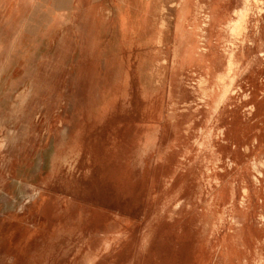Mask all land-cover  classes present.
Returning <instances> with one entry per match:
<instances>
[{"label":"rangeland","instance_id":"374dc122","mask_svg":"<svg viewBox=\"0 0 264 264\" xmlns=\"http://www.w3.org/2000/svg\"><path fill=\"white\" fill-rule=\"evenodd\" d=\"M0 264H264V0H0Z\"/></svg>","mask_w":264,"mask_h":264},{"label":"crops","instance_id":"0c3cea01","mask_svg":"<svg viewBox=\"0 0 264 264\" xmlns=\"http://www.w3.org/2000/svg\"><path fill=\"white\" fill-rule=\"evenodd\" d=\"M239 19H240L241 21H239ZM239 19H238V21H234V22H233V24H232V30H234V29H235V30H238V29L240 28V26H241L240 23L242 22V18L240 17ZM237 22H239V23H237ZM234 23L237 24V25L235 26ZM234 26L237 27V28H235Z\"/></svg>","mask_w":264,"mask_h":264},{"label":"bare ground","instance_id":"6f19581e","mask_svg":"<svg viewBox=\"0 0 264 264\" xmlns=\"http://www.w3.org/2000/svg\"><path fill=\"white\" fill-rule=\"evenodd\" d=\"M245 13V12H244ZM240 18V17H239ZM236 21H238V19L236 20ZM239 21H241L240 19H239ZM237 23H239V22H237ZM235 24V23H234ZM241 24V23H240ZM237 24H235V26H236ZM234 26V27H235ZM235 28H237V27H235ZM241 30V29H240ZM234 31H236L235 29H234ZM225 43V42H224ZM227 68V67H226ZM223 75V74H222ZM219 81H221V80H219ZM207 94V93H206ZM201 101V100H200Z\"/></svg>","mask_w":264,"mask_h":264}]
</instances>
